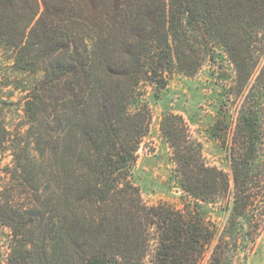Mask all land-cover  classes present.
I'll return each instance as SVG.
<instances>
[{
    "label": "trees",
    "instance_id": "1",
    "mask_svg": "<svg viewBox=\"0 0 264 264\" xmlns=\"http://www.w3.org/2000/svg\"><path fill=\"white\" fill-rule=\"evenodd\" d=\"M0 48L34 77L15 87L22 123L7 122L19 102L0 107V264H247L264 230V0H0ZM218 51L236 74L231 141L227 124L212 129L231 174L165 114L194 203L148 206L132 182L152 122L143 87ZM216 200L220 226L202 209Z\"/></svg>",
    "mask_w": 264,
    "mask_h": 264
},
{
    "label": "rangeland",
    "instance_id": "2",
    "mask_svg": "<svg viewBox=\"0 0 264 264\" xmlns=\"http://www.w3.org/2000/svg\"><path fill=\"white\" fill-rule=\"evenodd\" d=\"M235 77L233 65L224 53L218 51L216 61H208L194 76L173 73L164 89L143 87L144 95L140 102L150 107L152 122L138 152L132 182L139 188L145 204H168L184 209L186 204L194 203L181 189L172 149L161 131L165 114L183 116L192 138L201 143L208 165L231 174L228 149L213 135L212 129L218 122L227 124L229 130L225 136L228 142L231 141L239 109L238 99L231 93ZM23 80L32 81L34 77L17 71L10 55L0 48V107H3L2 101L19 102L23 99L24 94L15 88ZM21 106L19 102L18 107L7 114L10 126L23 122ZM222 207L223 201L216 200L204 204L202 209L207 218L220 226L226 215ZM7 234L8 230L0 227L3 251L6 250ZM247 264H264V230L248 255Z\"/></svg>",
    "mask_w": 264,
    "mask_h": 264
}]
</instances>
